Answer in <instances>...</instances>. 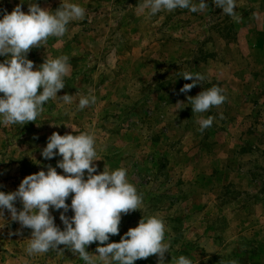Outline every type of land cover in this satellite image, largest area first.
I'll list each match as a JSON object with an SVG mask.
<instances>
[{
	"label": "rangeland",
	"instance_id": "1",
	"mask_svg": "<svg viewBox=\"0 0 264 264\" xmlns=\"http://www.w3.org/2000/svg\"><path fill=\"white\" fill-rule=\"evenodd\" d=\"M37 2L54 10L61 0ZM71 2L85 8V18L27 53L34 67L67 55L64 88L35 121L9 125L0 117V190L14 191L26 175L57 166L61 156H41L53 132H89L97 173L126 168L143 199L141 210L122 214L119 233L108 242H119L141 218L158 215L170 244L165 264L180 255L193 264H264V0H237L239 19L211 0L202 12L162 10L154 16L144 0ZM17 3L0 0V13ZM21 9L27 12L28 3ZM184 72L205 77L187 94L179 91L191 83L180 76ZM213 85L224 89L225 102L192 113L187 97ZM89 94L96 102L80 110L79 99ZM208 116L212 126L199 131L198 121ZM62 211L50 208L63 230ZM72 214L70 208L65 213ZM4 219L0 264H85L63 245L29 255L31 229L11 221L6 209ZM98 245L92 242L86 251L98 254ZM158 261L153 254L134 264Z\"/></svg>",
	"mask_w": 264,
	"mask_h": 264
},
{
	"label": "clouds",
	"instance_id": "2",
	"mask_svg": "<svg viewBox=\"0 0 264 264\" xmlns=\"http://www.w3.org/2000/svg\"><path fill=\"white\" fill-rule=\"evenodd\" d=\"M28 3L27 12L21 5ZM215 7L234 19H239L234 7L237 0H211ZM143 7L150 15L162 10L173 12L177 9L202 12L209 7L208 0H144ZM85 8L71 0H61L56 9L41 7L37 0H19L11 12L0 13V117L6 124L23 125L35 121L50 99L57 98L58 90L65 86L68 75L69 57L61 55L46 59L39 67H34L27 53L32 47L43 45L49 37H63L70 22L83 20ZM182 76L191 83L179 89L187 94L205 77L200 73L184 72ZM42 89L41 91H38ZM65 102L72 103V96L64 94ZM192 113H204L226 100L224 89L213 85L203 89L196 96H188ZM94 95L81 96L78 108L94 104ZM185 105L179 107L182 109ZM213 117L201 118L199 131L203 132L213 124ZM61 156L57 166H47L26 175L14 191L0 190V217L4 210L10 214L11 221L18 222L22 228L31 229L27 253L43 254L60 245L70 249L85 264H134L138 259H146L155 254L158 264H165V253L170 244L165 242L164 219L158 215L141 218L138 225L129 228L119 242H108L109 236L119 233L122 214L140 209L142 196L128 179L127 169L123 167L109 170L103 168L97 173L94 161L97 159L95 137L89 132L64 135L53 132L41 156L48 160ZM57 167L63 174L57 172ZM86 170V173H85ZM87 174V175H86ZM86 176V178H85ZM71 196L70 205L66 198ZM19 200V210L15 202ZM61 210L60 220L63 230L54 222L50 212ZM69 208L71 216L65 215ZM5 221V219H4ZM5 222L0 225L2 229ZM99 242L98 254H90L86 246ZM173 264H193L185 255L172 258ZM195 264H198L196 261ZM230 264H237L233 260Z\"/></svg>",
	"mask_w": 264,
	"mask_h": 264
}]
</instances>
